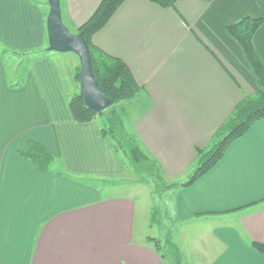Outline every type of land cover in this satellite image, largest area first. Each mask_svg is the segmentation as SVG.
Masks as SVG:
<instances>
[{"label":"crops","instance_id":"obj_1","mask_svg":"<svg viewBox=\"0 0 264 264\" xmlns=\"http://www.w3.org/2000/svg\"><path fill=\"white\" fill-rule=\"evenodd\" d=\"M102 1L61 0L66 26L78 33ZM245 17L264 18V0H179L175 9L126 0L93 37L141 86L122 123L129 122L133 142L171 181L165 188L188 180L198 151L259 90L227 30ZM46 22L38 0H0V47L41 49ZM254 44L264 63V24ZM52 53L27 61L22 73L16 68L13 79L0 58V264H174L161 258L152 237L136 239L133 198L89 183L125 173L126 163L103 135L102 115L76 122L70 108L76 72L72 89ZM30 141L55 157L54 173L21 155ZM167 190L175 193L179 239L193 243L192 264H264V254L250 245H264V120L193 185ZM176 246L181 264H189Z\"/></svg>","mask_w":264,"mask_h":264},{"label":"trees","instance_id":"obj_2","mask_svg":"<svg viewBox=\"0 0 264 264\" xmlns=\"http://www.w3.org/2000/svg\"><path fill=\"white\" fill-rule=\"evenodd\" d=\"M126 0H103L92 17L81 25L78 33H82L90 48L92 68L95 78L99 83L100 90L115 103L113 106L135 98L141 91V86L137 83L129 66L120 58L115 57L93 43L94 35L102 30L110 21L115 12ZM165 9H175L179 0H147ZM264 24V18L245 17L236 24L227 28L228 33L242 47L245 55L257 77L259 90L253 95L246 96L233 110L229 118L220 126L213 138V144L208 149L199 150V160L196 168L187 181L175 183L167 186L170 190L180 187H189L201 179L224 158L231 145L247 134L253 126L264 120V63L261 60L255 44L254 37ZM41 49L29 51H14L1 49L0 54L6 57L16 56L19 59L31 61L43 54ZM4 59L3 57H1ZM5 60V59H4ZM81 67L76 72L75 79L80 83ZM112 106V107H113ZM70 108L74 119L78 123H88L94 121L104 112H98L88 108L79 91L75 92L70 99ZM103 135L110 138L115 146L116 152H120V146L111 131L102 128ZM21 155L33 162L40 170L54 173L56 170L55 157L40 144L30 141L25 151ZM153 242L156 251L162 259L168 260L169 254L162 243L155 238H149ZM167 244L175 251V263L181 264V254L179 249L171 242ZM250 245L257 251L264 254V245L258 242H250Z\"/></svg>","mask_w":264,"mask_h":264},{"label":"rangeland","instance_id":"obj_3","mask_svg":"<svg viewBox=\"0 0 264 264\" xmlns=\"http://www.w3.org/2000/svg\"><path fill=\"white\" fill-rule=\"evenodd\" d=\"M38 2L43 6V11L45 17L47 18L50 10L48 1L38 0ZM63 22L66 25L64 18ZM69 30L71 33L77 34L75 29L69 28ZM48 47L49 43L46 31L45 43L43 44L41 50L45 52V50H48ZM1 49L2 48L0 47V51ZM52 54L59 60L60 64L64 68V71L68 74V81L73 89L75 72H78V69L81 67L79 57L70 52H54ZM1 57L5 59L7 70L12 79L17 73L16 68L22 73V70H25V67L27 66L26 60L19 59L16 56L6 57L5 55H2ZM75 83L76 85L74 86V89L75 92H77L80 89V83ZM122 103H126V105H122L123 109H120V105ZM122 103L107 109L104 113L105 115L103 114L104 116L102 115V117H98L97 121L114 135L117 140V145L120 146L119 153L123 157L127 169L125 173H122L117 177H113V179H108L106 182L95 179L89 180V183L101 186L107 193L133 198L137 202L138 206L137 230L139 229V233L136 234V239L142 238L143 236L157 239L162 243L166 252L170 256V260L172 259V261L175 259V251L172 246L170 247L167 244V241L171 242L175 246L177 244L178 247L180 245L182 255L188 259L189 264H192L193 257L191 256L193 255L191 253H193L192 250H194L192 247L193 243L181 242L179 239L182 235L179 233L183 227H177V220L174 217L173 204L175 202V193H169L167 188L164 187L165 183H169L171 181L166 179L162 173L159 175V172L155 171L154 165L148 160L146 153L140 147L136 146V142H133L134 140H132L131 126H129V122L126 121L128 120V117L131 118L133 111L127 101ZM122 118L126 119L125 124L122 123ZM197 165H199L198 162ZM109 182H111L112 185L106 187L105 184ZM198 252L199 250L195 253Z\"/></svg>","mask_w":264,"mask_h":264},{"label":"water","instance_id":"obj_4","mask_svg":"<svg viewBox=\"0 0 264 264\" xmlns=\"http://www.w3.org/2000/svg\"><path fill=\"white\" fill-rule=\"evenodd\" d=\"M49 14L47 16L48 51L74 53L80 59V95L88 108L104 112L114 105L99 87L92 68L90 48L82 33L73 34L63 22L61 0H47Z\"/></svg>","mask_w":264,"mask_h":264}]
</instances>
